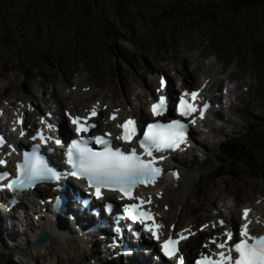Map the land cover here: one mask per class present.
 Instances as JSON below:
<instances>
[{
  "label": "rangeland",
  "instance_id": "1",
  "mask_svg": "<svg viewBox=\"0 0 264 264\" xmlns=\"http://www.w3.org/2000/svg\"><path fill=\"white\" fill-rule=\"evenodd\" d=\"M120 1L128 4L127 10L130 8L132 13L129 19H134L132 22L133 44L127 46L125 45L124 37L113 36L110 29L111 23H115V26L117 24L116 0H105L102 5L93 6L92 12H94V15H85L79 12L78 8L75 7V0H66L68 12L72 13L75 18L74 25L73 23L56 25V21L51 20L44 14L43 9L47 8V3L44 0H0V15L3 13L7 15V10L3 8H7L9 12L25 13L27 8L31 6L32 13L41 12L44 17L42 19L37 18L36 22L30 19L31 21L28 25L19 24L20 20L18 19L8 18V23L5 25L15 26L13 34H6L4 28L0 29V76H2L0 77V92H6L7 85L12 83L15 91H20L25 97L33 94L32 90L36 86L47 89L46 94L48 95V93L52 92V81L56 79L55 77L62 78L61 81L66 78V82H61V87L65 84V88H71V80L68 82V78L74 76L78 70L80 75H84L85 81L95 90H98L99 87H96L93 83L97 86L102 84V89L106 93L113 92L114 90L109 87L112 86L111 81L117 84L123 73L120 69H123V67L131 68L126 66V63H118L116 56H120V54L122 56L132 55L134 58H139L141 54L142 56H148L151 62L156 65L157 70L163 71L172 77L174 83L172 82L171 87L173 88V85H177L179 81V79H175L177 78L175 76L176 71L173 69L175 65H179V58L187 53L190 57L189 60L194 61L202 49H207L206 53L198 56V60L201 63L203 62V57L213 52L210 56L205 57L204 60H216L215 63H220L219 66L223 63L226 64V66L231 67V71L234 70L237 73L234 77L240 78L239 72L244 71L246 81L250 80L251 86H247L248 84L242 86V90L245 93H243L238 103L241 106L244 104V108H246L245 105L247 104L251 107L254 106L252 103H255L254 107L257 113L251 114L252 119L248 120L254 123H264V56L256 58L251 52V47L257 42L263 46L264 50V16L262 7L252 6L248 11L236 15V19L232 23L233 30L228 32L224 27L215 28L209 26L207 21L200 23V19L194 18L193 15H187L186 12L184 18L181 15L182 13L177 15V19H180V21L171 22L172 19L164 15V8L178 4L177 0ZM201 3L204 4V2ZM36 6L39 8L36 9ZM209 10L206 9V6H202V12L211 13ZM69 16L71 15H67V17ZM216 31L218 34H216ZM233 33H236V35ZM70 40L73 41L72 47H74L73 51L76 54L73 64H64L62 68H57L43 62L42 53L49 47L50 42H57L61 47L69 51ZM175 44L177 50H175ZM191 52L194 53L192 56ZM216 56H218L217 59ZM141 58L142 60L145 59V57ZM189 60L188 63H190ZM238 63L241 64L239 67L237 66ZM145 66L149 68L148 65ZM150 66H152L150 69H155L152 64ZM144 69H141V71H144ZM128 76L130 75L127 74L126 77L128 78ZM173 76L175 77L174 79ZM139 81L143 82L142 80ZM37 82H42L43 86ZM22 83H26V88H29L32 93L28 95L27 92L21 91ZM230 84L234 87L236 82L233 81ZM139 88L143 94L145 89L141 88V86ZM125 89L129 90V88H122L117 93H123ZM10 98L13 99L12 96ZM33 100L35 104L42 108L43 113L45 109L44 102L41 101L39 96L34 97ZM132 100L137 104L145 100V98L138 97ZM87 103L90 104V101H87ZM223 113L225 116H231V111L227 107L223 109ZM238 117V112L233 113L231 119L235 121ZM224 124L225 127L228 126V124ZM228 128L233 133L239 131L242 125H229ZM217 136L218 134L215 137H207L205 140H201V145L212 147L211 143ZM262 147L261 152L257 151L245 156L243 161L233 163L232 167H230V175L220 176L210 184L211 186L207 191L199 190L198 184L200 180L195 185L194 181L192 194L187 198L185 205L186 216L181 217L180 223L185 224L189 221L190 212L193 209L207 213L210 201L213 202V200L214 203L215 201L218 203L219 208L223 209L222 213L225 214H229L231 210L240 212L242 205H249L251 202L259 204L258 200L248 202L249 204L245 202L239 204L236 201V196L238 197V193L240 194V186L243 185V180H249L254 183L256 181L264 182V171L259 172L251 169L253 165L249 163V161L254 160L257 164H264V160L261 158L264 156V143ZM196 150L199 151L200 148L197 147ZM207 156L208 167L214 166V162L210 159V154H207ZM257 160L258 162H256ZM254 192L256 197H262L260 191L255 190ZM215 194L225 196L224 200L227 202V207H220L223 200L215 197ZM172 196H174V193H172ZM255 196L253 195V198ZM194 206L196 207L194 208ZM201 241L204 244L203 240L199 242L201 243ZM34 250V248L29 250L30 255L25 250V256H37ZM62 254L66 256L65 252ZM43 256L48 258L50 255L45 252ZM29 261L24 259L21 264H28ZM34 261H31L30 264H35L36 262L34 263ZM42 261L47 263L45 259ZM12 263L19 264L13 260Z\"/></svg>",
  "mask_w": 264,
  "mask_h": 264
},
{
  "label": "bare ground",
  "instance_id": "2",
  "mask_svg": "<svg viewBox=\"0 0 264 264\" xmlns=\"http://www.w3.org/2000/svg\"><path fill=\"white\" fill-rule=\"evenodd\" d=\"M203 50V49H202ZM201 50V53L197 55V58H195L194 61L191 59L189 60V55L187 53L183 54L181 56L179 65L173 67L176 70V77L181 78L182 77V82H183V88L186 85H189V88H193L195 86H199L200 88L203 89V92H205L207 97H214V93H211L210 88L211 87H216L220 84L221 80L223 78L226 79H232V81H236V85L232 88L231 94L235 93L236 94V101L239 102L241 99L243 93H245L242 90V86L244 84H248L251 86V81L248 80L246 81V74H244V71L242 70L239 72V77H234L235 74H237L234 70L231 71V67L226 66V64H222L219 66L220 63H215L216 60L210 59L209 61H205L204 58L210 56L212 53H208L205 57H203V62L201 63L198 60V56H200L202 53H206L208 50L204 49L203 51ZM194 53L191 52V56ZM218 56H216L217 59ZM188 60L190 63H188ZM144 64L148 65L146 60L143 59ZM84 64V63H83ZM147 68L146 71L150 70ZM8 69V68H7ZM144 72V71H143ZM155 72L151 70V76ZM129 74L128 78L126 75ZM138 72L136 69H129L127 72L122 73V77L120 76L119 81H117V84L114 81H111V85L109 86L111 89H113V92L106 93L104 89H102L103 85H96L93 83L96 87H99L98 90H95L90 84H88L85 81L84 75H80V71L78 70L77 74L75 76L69 77L68 82L71 80V88H65V84L61 87V82L63 83L66 82L62 78L55 77L56 79L52 81V92L48 95L46 94V89L45 88H40L39 86H36L33 88L32 92H35L31 95H29L30 92L29 88H26V83H22L21 85V91L27 92V94L30 96L28 101L34 102V97L40 96V99L43 100L46 104L51 102V104L47 105L50 108H55V107H61V110L68 109L72 116L69 118H66V116L62 113L54 112L53 114L58 115V121H61V127L63 128L62 131L68 130V126H66V123L69 121H72V118L75 117H82L84 115H87L88 112L92 111L89 110L88 108L91 109V107H96L101 110L102 113H104V104L107 109L114 108L115 110L110 111L109 115L106 116L108 119V122L106 123L107 126L115 128L116 122L118 121H112L109 120L110 116L114 112H118L120 117L125 116L127 114H131L133 116H139L142 117L148 113H150V109L148 112V109L146 107V102L141 103L140 106H135L130 103L132 102V97L135 96V98L138 97H147L148 93L151 94H156V89L151 83H153L152 80L149 82H143L142 85L145 87V93L142 94L139 91V86H141V83L138 82ZM2 77V76H0ZM87 77V76H86ZM249 77H250V72H249ZM5 78V77H3ZM39 85L43 86L42 82H37ZM159 85V83H158ZM157 85V87H158ZM90 86V88H89ZM124 89V88H129L125 89L123 93H117L119 89ZM68 89V90H67ZM36 90V91H35ZM170 93H172V89L169 87ZM217 90V89H216ZM126 91V92H125ZM20 92V91H19ZM16 92L15 89L12 87V83H9L7 85L6 92H0V119H6L7 122H10L14 116L15 117V122L13 123L16 125V121L19 116L24 115L27 123H31L33 126L36 124L41 125L42 122H38L40 119V112L35 109H31L28 107L27 101L25 96L20 92ZM12 95L14 99H10L9 103L7 105L4 104V99L7 98V96ZM22 96V97H20ZM48 96V97H47ZM100 98L99 100L94 101L91 103V99L93 98ZM215 98V97H214ZM20 101V102H18ZM87 101H90V104L87 103ZM245 103V102H244ZM55 104V107L53 106ZM93 105V106H92ZM118 106L121 107L119 111H117ZM244 104L242 105V107ZM246 108L248 109L252 108L249 106V104L245 105ZM96 109V108H95ZM231 109H235L234 107H231ZM68 117V116H67ZM123 118V117H122ZM223 120L225 121H230V119L226 116H223ZM6 123L1 122V126H5ZM65 124V126H64ZM207 127L206 128H200L199 129V134L202 136V140H205L207 137L212 138L215 137V135L223 132V125L219 126L213 123L212 120L206 121ZM23 125V129L24 126ZM38 125V126H39ZM12 124H10L9 127H11ZM19 132L22 130V127H17ZM48 131L49 128H47ZM14 132H10L9 135L12 139H16L13 136ZM17 136L19 135L16 132ZM200 136V137H201ZM197 147H195L190 154V158H188V155H186V158L183 157V160H176L173 158L168 157V165L171 166H177V167H182V176L179 177L178 181L176 180H170L169 178H162L158 181H155L154 184L151 186L147 187L140 195L139 198L141 197L142 200H149L150 198V203H146V206L150 208L153 212L156 213L158 222L162 227H160V235L161 236H166L169 234H182L183 236L186 237V239L181 240V250L185 258H188L191 254V252H187L185 250L184 245L191 243L194 248V253L206 251L205 248H201L197 243V240L195 238L192 239L194 236H198L201 238L202 236H207L210 232L213 231V226L217 225L218 221L220 218L224 220V222L227 225L236 227V223L240 224L241 226L244 225L246 221H250V225L248 226L250 233L252 234H258V232H262V229H264V182H250L249 180L244 181L243 180V185L240 186V194L238 193V197L236 196V201L237 203L241 204L244 202H251L255 200L257 197L255 196V190H258L261 192V198L260 203L258 205H255V203L245 205L244 208L250 209V213L247 216V219L241 216V213L243 212V209L241 213L234 212L230 215L224 216V214L218 210V207L216 204L213 202L210 204L208 214H199L200 212L197 211L193 215V217L187 222V224L182 225L180 223V217L182 216L184 212V207L186 200L188 196L192 192V185L193 182L196 180L197 173L195 169H185L187 168L186 165H183L186 161H189V159H192L194 156H198L199 152L196 150ZM195 153V154H194ZM176 170V169H175ZM196 176V177H195ZM240 184V183H239ZM238 191V189H237ZM172 193H174V196H172ZM235 195V194H234ZM253 195L255 196L253 198ZM215 197H218L220 199H224L225 196H222L221 194H215ZM258 203V202H257ZM196 206H194L195 208ZM8 213L10 212H1L0 211V231L4 229V231L8 234V238L4 236L3 234V239L5 241L11 239L12 242H15L14 238L16 236V232H18V229H20L19 225H25V229H28L30 231V228H28V224L26 222V217L31 215V214H26V212L21 213L20 217H14L15 219L18 220H9L8 218ZM72 217L64 219V216L58 217V216H53L48 221H46L45 226L43 229L46 231L51 232L50 240L48 241L47 244L41 246V247H51V248H60L61 251H67L70 253V256L66 255L65 257L73 261V264H81L80 261H88L87 264H93L91 263L92 261L97 263V261L100 260V258L97 257V259L93 260L94 255H92L91 251L90 254L86 255L83 251L78 250V242L75 238H70L65 236L66 234H71V233H76V235H82L81 231V225L82 221L77 217V215L73 214L71 215ZM202 216L206 217L204 220L200 219ZM5 218V219H4ZM205 225L204 231L199 229V223ZM4 224L7 226H11V232L8 229H5ZM198 225V226H197ZM16 227V229H14ZM226 227V226H225ZM40 227L34 226L31 229H34L37 231V229ZM80 228V229H79ZM227 228V227H226ZM198 229V230H196ZM79 231V232H76ZM196 232V234H194ZM56 234V235H55ZM192 234L190 239L188 237ZM75 236V235H74ZM73 236V237H74ZM86 237V236H85ZM19 238V236H17ZM87 239H90L89 237H86ZM224 238V237H223ZM223 238L221 235H217L216 238L213 237H206L204 242L208 244V248L211 250L214 249L213 243L211 241L215 239L216 241H223ZM19 240V239H17ZM77 243V246H76ZM88 244L90 242H87ZM217 251V250H216ZM197 256V255H194ZM64 256L59 257L58 259L53 258V260L59 264L60 260L62 261ZM148 258V257H147ZM105 261V258L103 259ZM146 260V259H144ZM152 263L149 259L148 261L146 260V263L144 262L143 264H150ZM51 264H54L52 262ZM61 264H65L63 261ZM142 264V263H141Z\"/></svg>",
  "mask_w": 264,
  "mask_h": 264
},
{
  "label": "snow or ice",
  "instance_id": "3",
  "mask_svg": "<svg viewBox=\"0 0 264 264\" xmlns=\"http://www.w3.org/2000/svg\"><path fill=\"white\" fill-rule=\"evenodd\" d=\"M165 87V80L161 78L160 88ZM189 95L185 93L181 96L179 104L176 107L180 116H189L192 112L197 111L193 104L187 102L184 96ZM193 99L196 98L197 93L190 94ZM208 107L207 103L199 110L200 116L203 117L204 111ZM153 116H161L167 110L166 97L161 95L158 101L151 106ZM92 115L96 112L93 110ZM114 118V117H113ZM80 117L72 118V122L76 124V132H86L88 127L81 126ZM22 122V121H21ZM51 127V125H49ZM124 129L123 135L118 137L125 142L131 141L136 135V121L126 120L124 124L119 125ZM187 125L180 120H172L167 124L152 123L148 124L147 129L143 131V138L139 140V146L143 149L144 155L151 158L148 160L142 159L137 154L135 148L131 151H121L119 148H113L109 140L103 139L100 136L93 139L97 144L102 145V150L96 151L88 147V140H73L69 146L67 153V162L71 165V171L59 173L53 168L49 167L48 163L37 154V149L34 148L31 155L25 153L22 164L17 165V178L8 182L4 187L9 190L26 189L33 187L37 182L48 180H59L61 176H71L77 179H86L88 186L94 188L93 195L100 199L103 195L102 189H108L113 192L123 193L131 200H139L140 203L125 204L123 206L124 215L129 217L132 221L139 222L143 226V232L150 233L152 239H159L158 229L162 227L153 223L149 225L147 220L152 217L147 210L141 211V206L144 203H150L149 200H141L138 196L132 194V190L139 184H154L161 169L154 167L155 157L153 152H161L165 149H177L182 144L186 143ZM21 135H24L23 131ZM43 143L46 139L42 134H38ZM36 139V137H33ZM55 143L59 145L60 140ZM163 159V157H160ZM4 161L0 160V164ZM8 173H0V179L6 177ZM123 198V197H121ZM58 198V205L60 203ZM86 203V201H82ZM111 206H109L110 209ZM248 209L243 210V217L247 219ZM223 224V221H221ZM139 232L136 233L139 236ZM240 239L231 245L225 241H216L213 239L211 243L220 251L214 253L213 256L201 254L195 260V264H264V236H253L247 230V224L240 228ZM227 240L233 239V233H225ZM186 239L182 234H177V238L169 237L160 244V251L163 256L172 259L177 256L179 249L177 247L180 240ZM208 247V245H205ZM235 253V255H233ZM178 264H185L183 255L179 257Z\"/></svg>",
  "mask_w": 264,
  "mask_h": 264
},
{
  "label": "trees",
  "instance_id": "4",
  "mask_svg": "<svg viewBox=\"0 0 264 264\" xmlns=\"http://www.w3.org/2000/svg\"><path fill=\"white\" fill-rule=\"evenodd\" d=\"M47 3V8L43 9L44 14L47 15L51 20L56 21L57 24H71L74 22V17L72 13L68 12V6L66 4V0H44ZM52 1V2H51ZM205 4L200 3V0H177L178 4L167 6V11L171 10L168 7H172L176 12L182 13L183 18L185 15H193L194 18L199 15L200 18L203 19H214L215 27L225 28L229 30L230 27L233 28V21L236 19V15L241 12L248 11L252 6H259L263 8V16H264V0H202ZM105 0H75V7L78 8L79 12L84 13L85 15H94L92 12L93 6L104 4ZM129 2V1H127ZM37 5V4H35ZM127 5L122 3L120 0H116L115 8H116V16H117V24L111 23V31L112 35L116 37L119 34L120 30L129 29L132 26V22L134 19L131 18V10L130 8L127 10ZM143 6V5H142ZM202 6H206V9H210L211 13L202 12ZM33 10L30 6L27 9V13L19 16L18 20L19 24L28 25L31 20L37 21L36 18L41 16V12L32 13ZM69 14H68V13ZM186 12V14H185ZM67 13V14H66ZM67 15H71L67 17ZM7 19L6 16L0 17V29L4 28L6 34H13L15 26H7L6 23H2V19ZM31 19V20H30ZM74 25V23H73ZM77 30V29H76ZM254 54L258 56V58H262L264 56L263 46L257 42L252 48ZM50 53L57 57L59 55L58 50H50ZM258 124V123H257ZM258 126V125H256ZM261 127V128H260ZM264 123L259 124V134L253 139L247 141L243 146L246 150H253L255 147V141L260 137L264 138ZM236 145V143H235ZM240 145H237L238 147ZM234 147V148H236Z\"/></svg>",
  "mask_w": 264,
  "mask_h": 264
}]
</instances>
